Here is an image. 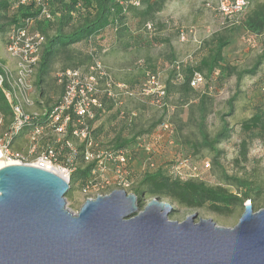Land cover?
<instances>
[{"label": "rangeland", "instance_id": "374dc122", "mask_svg": "<svg viewBox=\"0 0 264 264\" xmlns=\"http://www.w3.org/2000/svg\"><path fill=\"white\" fill-rule=\"evenodd\" d=\"M246 1L248 7L240 17V24L232 28L227 27L217 16V0L171 1L150 23L151 28L144 31L138 28L130 11L127 15V30L120 36L114 30L108 29L103 35L92 38L90 47L84 44L76 45L64 52L61 51L55 57L42 87L44 95L42 101L49 99L51 102L48 103H52L61 97L62 87L55 80L56 74L62 70L86 67L91 49L98 52L101 65L115 80L131 86H136L148 71L157 72L166 88L170 74V61L167 56L172 53L178 62L188 59L191 61L190 64L195 66L207 54L205 43L216 34L225 36L230 42L223 51L224 64L234 67L237 71L249 69L264 51V31L260 35H253L243 27V23L248 16L262 7L264 9V0ZM12 14L13 9L5 16L10 17ZM153 38H157L159 43L148 44ZM0 61L8 67L12 66V61L3 50L1 41ZM203 78L202 85L194 90L196 95H206L210 103L206 120L207 132L213 137L220 130L221 120L226 121L228 128L231 129L230 138L218 147L222 153L218 162L226 175L260 185L262 193L260 198L255 199L253 207V211L257 212L264 208V143L251 134L243 133L241 124L256 113H264V61L255 76L244 77L239 84L236 83L235 76L227 77L219 71L208 78ZM233 96L236 97L233 102L234 109L229 114L228 102ZM124 110L135 115L134 123L128 131L115 125L116 117L113 110H106L105 115L94 124L95 128L101 127V132L96 138L102 150L112 146V141L118 133L129 139L139 132L148 130L154 123H159L152 132L137 137L131 144L136 154L135 159L130 162L133 187L146 169V158L151 156L155 166L153 170L165 169L170 164L173 166L178 160H186V167L179 171L183 180L192 179L210 187H223L232 193H238L234 187L220 179V171L212 167L210 153L201 151L194 154L191 144L198 140L195 130L196 114L190 116L187 107L182 105L177 95L167 93L166 107L163 109L152 107L145 101L126 100ZM164 123L170 125L171 132L160 130ZM242 142L246 144L245 157L240 154ZM145 147L151 149L150 154L146 153ZM115 176L112 172H107L109 187L105 188V193L97 189L83 192L78 185L70 187L65 195L67 208L76 213L86 200L108 195L111 190L131 193L132 185L126 189H115L113 186ZM149 201H145V205ZM160 201L173 206L174 212L170 220L179 223L186 217L196 214L195 222L199 219L211 220L217 227L231 229L243 213L241 207L232 209L229 214L219 215L207 207L191 210L168 199ZM142 209L138 207L139 211Z\"/></svg>", "mask_w": 264, "mask_h": 264}, {"label": "water", "instance_id": "95a60500", "mask_svg": "<svg viewBox=\"0 0 264 264\" xmlns=\"http://www.w3.org/2000/svg\"><path fill=\"white\" fill-rule=\"evenodd\" d=\"M69 189L37 167L0 169V264H264V208L249 202L226 229L196 214L172 221L173 206L158 199L139 211L124 190L73 213Z\"/></svg>", "mask_w": 264, "mask_h": 264}, {"label": "trees", "instance_id": "16d2710c", "mask_svg": "<svg viewBox=\"0 0 264 264\" xmlns=\"http://www.w3.org/2000/svg\"><path fill=\"white\" fill-rule=\"evenodd\" d=\"M22 0H0V41L3 45V38L8 30L15 26H21L27 19H36L38 11L32 5H22ZM129 0H49L48 11L50 19L36 23V29L45 38L43 45L39 67L35 76L33 86L39 91L40 99L43 98V85L50 73V68L55 57L61 52L66 51L76 45H87L90 47V40L97 36L103 35L105 32L114 30L120 36L127 30V15L131 11L132 19L136 20V25L142 31L147 29L155 20L156 15L163 11L167 0H141L140 7L136 8L128 3ZM127 4L121 5V3ZM13 9V14L6 17L5 14ZM243 27L253 35H260L264 31V9L260 8L251 16H248L243 23ZM151 26V25H150ZM232 27H238L232 26ZM231 27V28H232ZM159 43L157 38H153L148 44ZM229 40L221 35H214L204 46L207 47L206 56L202 57L197 65L192 66L190 60L178 62L174 54L170 53L167 59L170 61V74L166 86V92L177 95L182 105L187 107L190 116L196 114L195 130L198 140L191 144L194 154L201 151H207L212 155V167L220 171V179L227 185L234 187L238 193H232L223 187H210L205 183L195 180H180L174 177L170 168V164L165 169H155L151 156L146 158V169L144 173L133 187L131 181L130 164L121 167L122 177L129 187L132 185L131 194L136 197L137 207L143 208L145 201L153 199H168L170 202L177 203L187 209L196 210L207 207L210 211L219 215L231 213L236 207L243 208L246 202L251 203L254 207L255 199L260 198L262 189L260 185L253 181L240 179L226 175L221 169L218 160L221 157L219 145L226 142L230 138L231 129L228 128L226 121L221 120L220 130L211 137L207 132L206 120L209 114L208 98L206 95H196L194 88L191 86V81L195 74L201 75L202 78H208L216 71L225 74L227 77L235 76L236 83L239 84L244 77H253L259 70V67L264 61V51L259 55L254 64L245 70L237 71L234 67H228L224 64V49L229 45ZM88 47V48H89ZM94 54L99 58L98 52L94 49ZM87 58L90 56L88 53ZM3 65V61H0ZM78 69V68H73ZM68 70V69H67ZM65 71V70H62ZM1 72V69H0ZM157 73V72H153ZM56 80V79H55ZM204 80V78H203ZM61 87V86H60ZM62 93H63V88ZM61 93V95H62ZM166 93V98H167ZM60 99V98H59ZM58 99V100H59ZM236 97H232L228 102L229 114L233 111V102ZM57 100V101H58ZM193 100V101H191ZM196 100V101H195ZM49 99L43 101V106L48 108L51 103ZM105 107L106 110H112L110 102ZM37 107L42 108L39 102H36ZM0 112L4 117L5 124L11 118V111L8 107L5 98L0 89ZM105 114L101 115V110H97L92 120L84 119L86 126L89 129L88 138L80 141L75 137H68L74 148V153L71 158H68L69 151L62 145H57L54 151L57 153L56 162L61 165H66L70 170L69 186H80L85 189H97L101 192V186H106L104 183L107 180L106 174L108 171L115 174V166L106 165L104 173L96 171L97 164L95 162H86L84 159V151L87 141L92 142L90 151H101V145L96 138L101 132V127L95 128L97 123ZM116 126L127 130L132 127L128 124L126 118H119L115 112ZM77 117L71 114V123L69 132L80 127L76 125L71 128L72 124H76ZM159 123H154L146 130L137 133L131 138H124L121 134L112 141V146L107 150L117 151L119 149L128 148L131 151V161L135 159L136 154L131 144L139 136L149 134L156 128ZM241 131L246 134H251L259 138L264 143V113H256L248 120L242 122ZM96 145V148L93 146ZM246 144L242 142L240 145V154L245 157ZM59 154V155H58ZM177 162V161H176ZM175 162V163H176ZM174 163V164H175ZM152 164V168L149 165ZM169 168V169H168ZM113 186H115L113 184ZM113 191V190H111ZM147 204V203H146Z\"/></svg>", "mask_w": 264, "mask_h": 264}, {"label": "built area", "instance_id": "2783aa9c", "mask_svg": "<svg viewBox=\"0 0 264 264\" xmlns=\"http://www.w3.org/2000/svg\"><path fill=\"white\" fill-rule=\"evenodd\" d=\"M129 5L140 7L141 0H129ZM22 5H32L38 11L36 19H27L21 26L8 30L3 38V50L12 61L8 67L0 63V89L10 108L11 118L5 124L0 112V166L10 165L33 166L61 177L69 182L70 170L66 165L56 162L55 146L62 145L68 151V158L74 153L71 140L75 137L80 141L88 138L89 129L84 119L92 120L97 110L105 114V107L110 102L112 110L118 113L119 118H126L131 124L135 118L133 113L124 110L126 100L145 101L157 109L166 107V88L158 73H144V78L136 85L131 86L115 80L101 65L100 59L90 50V64L80 69H68L57 73L56 82L63 88L58 101L52 102L48 108L43 106L37 89L33 83L39 67L40 56L45 38L36 29V23L50 19L49 0H22ZM127 2L121 3V5ZM248 7L246 0H217L216 14L227 27L240 24V17ZM151 26L148 25L147 29ZM203 83L201 75L195 74L191 86L197 88ZM36 102L42 105L37 107ZM71 114L78 119L76 124L80 128L69 132ZM160 130L171 132L170 125L164 123ZM84 159L95 162L96 171L106 172V165L115 166V189L129 188V183L122 177L121 167L130 164L131 151L107 149L90 151L92 142L87 141ZM96 148V145H93ZM146 153L151 149L145 147ZM59 155V154H58ZM186 160H178L171 168V174L183 180L179 171L186 167ZM152 168V164L149 165ZM0 168V169H1ZM109 186V181H105ZM88 192V189L83 190ZM101 193L105 187L101 186Z\"/></svg>", "mask_w": 264, "mask_h": 264}, {"label": "crops", "instance_id": "0c3cea01", "mask_svg": "<svg viewBox=\"0 0 264 264\" xmlns=\"http://www.w3.org/2000/svg\"><path fill=\"white\" fill-rule=\"evenodd\" d=\"M171 1H174V0H167V2H166V4H165V7H164V9H163V11L168 7V4L171 2ZM176 1V0H175ZM173 9H175V8H173ZM162 11V12H163ZM162 12H160L159 14H161ZM158 14V15H159Z\"/></svg>", "mask_w": 264, "mask_h": 264}, {"label": "bare ground", "instance_id": "6f19581e", "mask_svg": "<svg viewBox=\"0 0 264 264\" xmlns=\"http://www.w3.org/2000/svg\"><path fill=\"white\" fill-rule=\"evenodd\" d=\"M0 168H1V166H0ZM54 173V172H53Z\"/></svg>", "mask_w": 264, "mask_h": 264}]
</instances>
